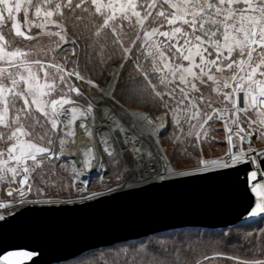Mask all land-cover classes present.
Here are the masks:
<instances>
[{
  "label": "snow or ice",
  "instance_id": "snow-or-ice-1",
  "mask_svg": "<svg viewBox=\"0 0 264 264\" xmlns=\"http://www.w3.org/2000/svg\"><path fill=\"white\" fill-rule=\"evenodd\" d=\"M93 76L113 77V99L123 87L171 115L172 151L159 139L167 120L132 111L154 153L132 156L101 137L99 158L89 147L62 162L78 118L91 135L95 105L81 108L72 94L88 99L99 89ZM218 122L223 137L212 135ZM253 136L264 141V0H0V264H44L34 239L5 238L9 231L182 177L221 178L245 201L244 216L264 224V148ZM253 231L187 247L211 249L194 264H264V227ZM166 243L147 235L81 252L85 264H180V248L162 254Z\"/></svg>",
  "mask_w": 264,
  "mask_h": 264
},
{
  "label": "water",
  "instance_id": "water-1",
  "mask_svg": "<svg viewBox=\"0 0 264 264\" xmlns=\"http://www.w3.org/2000/svg\"><path fill=\"white\" fill-rule=\"evenodd\" d=\"M178 180L145 192L102 198L90 208L58 213L43 226L9 231L5 238L24 234L34 239L43 250L44 264H53L80 256L81 250L175 228L221 229L258 219L244 216L245 201L219 177Z\"/></svg>",
  "mask_w": 264,
  "mask_h": 264
},
{
  "label": "bare ground",
  "instance_id": "bare-ground-1",
  "mask_svg": "<svg viewBox=\"0 0 264 264\" xmlns=\"http://www.w3.org/2000/svg\"><path fill=\"white\" fill-rule=\"evenodd\" d=\"M116 64H112L111 68H114ZM113 77H108L104 86L102 87L101 93L106 97V99H112L110 95V90L112 88ZM81 108H86V105H81L76 103ZM136 112L143 114L142 111H137L135 109H128L126 112H119L121 115L116 112V110L105 101L99 104L98 107H95L94 114L95 119L93 120L89 117L86 123L91 127V135L85 133V131L79 127V118L74 127V142L70 141V147L67 148L66 153L69 154L71 160L79 159L81 157V149H88L89 147H94L95 155L97 158L101 156V150L103 151V146L101 144V137H111L109 139V144H112L113 141L116 142V147L118 151L127 150L132 156H136L137 150H140L145 155L147 153H153V150L150 146H147V141L142 137L141 134L137 133L135 130L134 124H128L123 116H127L130 112ZM124 113V115L122 114ZM146 122V121H145ZM105 129L109 135H102L101 130ZM223 129V127H222ZM142 166L148 164L149 161H138ZM89 173L94 174L93 170H87ZM83 178V177H82Z\"/></svg>",
  "mask_w": 264,
  "mask_h": 264
},
{
  "label": "trees",
  "instance_id": "trees-1",
  "mask_svg": "<svg viewBox=\"0 0 264 264\" xmlns=\"http://www.w3.org/2000/svg\"><path fill=\"white\" fill-rule=\"evenodd\" d=\"M93 79L95 80L96 84H98V85H99V83L102 82V79H98L96 76H93ZM78 84L81 87L80 82H78ZM117 89H119L118 97L120 100H121L120 95L122 94L125 98L131 99V100H134L135 102H137L136 98L133 95H130L129 93H127V91H125V89L123 87H118ZM118 97L115 96V99L118 100V102H120ZM88 99L91 100L92 102H98L99 101L100 104L105 102V101H108V103L118 112V114H120L119 112L121 111V108L118 106H114V104L111 103V100L106 99V97L103 94H101V93L98 94L97 89H94L92 91V94L90 97H88ZM144 104L147 105L150 103L147 102ZM217 124L220 128V131H221L222 137H223L224 132L222 129V125L220 122H218ZM213 133H212V135H213ZM213 145H215V143L211 144L210 147L213 148ZM223 145H224V142H223ZM151 149L154 151L153 146L151 147ZM188 150L191 151L192 149L189 147ZM255 220H258V219L250 220V221L243 222V223L235 225V226L221 228V229H211V228H201V227H183V228H175V229H171V230H166V231L154 233L151 235L155 236L158 240L167 241L165 247L167 248L168 253H162V254H165V255L171 254L175 251L176 248H180V264H186V262H193V264H194V261L197 258H199L201 253L209 254L211 249H199L197 251H192L187 247L189 245V243L191 244L192 248H196V246L201 241H204V242L218 241L222 238L223 234L228 233L230 229H232L236 232H241V233L252 232L253 234H255L253 231L254 229L258 230L259 228L264 227V224H254ZM145 237H141V238H137V239H133V240H128V241L129 242L135 241L138 239H143ZM181 242H184L185 247H181ZM227 243L229 245H231L233 243H237V241L235 239H232V240H228ZM104 247H100V248H104ZM92 250H94V249H92ZM92 250H89V251H92ZM156 250H158V249H156ZM224 250L229 251L228 249H224ZM89 251H87V252H89ZM231 254H235V253H231ZM170 259H172L173 261L175 260L174 257H170ZM87 260H88V257L82 254V255L74 257L72 259L62 261V262H58V263H53V264H85V262ZM220 264H232V261L228 260V259H224L220 262Z\"/></svg>",
  "mask_w": 264,
  "mask_h": 264
},
{
  "label": "rangeland",
  "instance_id": "rangeland-1",
  "mask_svg": "<svg viewBox=\"0 0 264 264\" xmlns=\"http://www.w3.org/2000/svg\"><path fill=\"white\" fill-rule=\"evenodd\" d=\"M18 18H19V14H18ZM67 46L70 47V45H67ZM118 62L119 61L117 60L115 63H112V64H116ZM111 65H110V68H111ZM107 79H108V77L106 79L102 80L101 83H99V89H97L98 94L101 93L100 90H102V87L104 86V84L107 81ZM74 83H76V85L78 87H80L77 81H74ZM117 88H116V91H115V96L118 97L119 89H117ZM101 94H103V93H101ZM120 96H121L120 97L121 100L118 97V99H119L120 102H118V100H116L115 98L113 99V97H112V99H109V100H111V103L114 104V106H118V107L121 108V111L120 112H126L127 108L128 109L131 108V109H135V110H139V111L148 113L150 116H152L156 120H158V118L161 121L162 120H167V123H168V131L162 133V135L159 136V139H160V141H161V143H162L165 151L171 152L172 149H173L172 137L175 135V133H177L179 131V129L175 128V126L173 125L171 115L166 116V114H165V112H164L163 109H160L159 111H157V110L154 109V107L151 105V103L146 105L144 103H147V102H145L143 100H141V102H135L134 100L125 98L122 94ZM72 99H74L76 101V103L81 104V105H86L89 102V99H85L84 97H79L78 98V97H76V95L74 93L72 94ZM92 103L95 105V107H98L99 104H100L99 101L98 102H92ZM217 106H219V105H217ZM122 114L124 115V113H122ZM120 115L121 114H119V116ZM123 117H125L124 120L128 124H131V125L134 124L133 118H132V116L130 114H127V116H123ZM183 127H184L185 131H187V125H183ZM215 128H216V131H214L213 136L222 137V133L220 131V128H219L218 124L215 125ZM135 130L137 131V133L141 134L144 139H146L148 145L151 148L152 147L153 137L151 135H149V134L142 133L136 127H135ZM101 131H102L101 132L102 135H109L108 132H106L105 129H102ZM255 143L264 144V141H260V140L257 139ZM224 148H226L225 147V142H224V145H223V142H221V143H215V145H213V148H211V151L214 152V153H216V154H220V151H218V150H223ZM66 150H65V152H66ZM100 152H101V155H102L103 154V151L101 150ZM70 161H71V159L68 157V160L67 161H62V162L69 163L70 164ZM92 175L94 177V180L96 182V185L98 186V182H99L100 177L99 176H96L95 173L92 174ZM101 175L103 176V178L105 180H107L109 178L108 175H107V173L104 172L103 170H101ZM90 187H91V185H90Z\"/></svg>",
  "mask_w": 264,
  "mask_h": 264
},
{
  "label": "built area",
  "instance_id": "built-area-1",
  "mask_svg": "<svg viewBox=\"0 0 264 264\" xmlns=\"http://www.w3.org/2000/svg\"><path fill=\"white\" fill-rule=\"evenodd\" d=\"M138 111V110H137ZM145 113V112H144ZM149 118L152 120V121H155V122H157V123H159L161 120L160 119H158V120H156V119H154L152 116H150L149 115ZM221 123V125H222V127H223V124H222V122H220ZM223 132H224V129H223ZM225 134V133H224ZM256 140H257V138L255 137V136H253V138H252V146H254V147H256V148H264V144H258V143H255L256 142ZM147 146H149L148 145V143H147ZM247 146V145H246ZM225 147H227V143L225 142ZM154 153V152H153ZM148 163H150V162H148Z\"/></svg>",
  "mask_w": 264,
  "mask_h": 264
}]
</instances>
